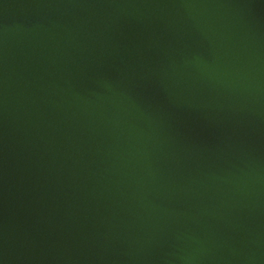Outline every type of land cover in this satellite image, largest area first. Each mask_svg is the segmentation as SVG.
<instances>
[{
	"label": "water",
	"instance_id": "1",
	"mask_svg": "<svg viewBox=\"0 0 264 264\" xmlns=\"http://www.w3.org/2000/svg\"><path fill=\"white\" fill-rule=\"evenodd\" d=\"M0 264H264V0H0Z\"/></svg>",
	"mask_w": 264,
	"mask_h": 264
}]
</instances>
